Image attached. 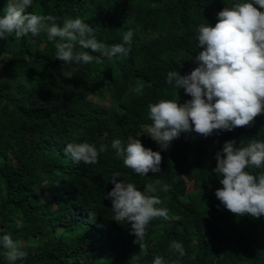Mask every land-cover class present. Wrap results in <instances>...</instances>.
<instances>
[{"label":"trees","instance_id":"trees-1","mask_svg":"<svg viewBox=\"0 0 264 264\" xmlns=\"http://www.w3.org/2000/svg\"><path fill=\"white\" fill-rule=\"evenodd\" d=\"M7 2L0 0V17ZM237 2L244 0H33L27 12L51 15L60 26L81 18L106 48L123 43L129 29L133 38L126 56L111 59L77 43L74 51L100 57L88 65L56 59L55 41L44 31L0 40L6 54L0 61V236L10 233L27 253L15 264H152L156 256L165 264H264V216L228 211L215 196L222 185L212 171L226 141L235 140L234 147L264 142V114L250 127L208 137L181 133L166 151L145 141L163 158L159 173L135 174L111 147L114 139L126 146L138 128L151 125L149 103L175 100L176 91L179 103L191 99L166 83L167 72L185 75L197 67L198 26H214L217 13ZM62 68L73 77L65 78ZM105 92L109 106L101 103ZM84 142L107 146L97 163H73L63 151ZM114 173L117 182L141 191L153 185L162 201L156 207L168 210L169 219L150 222L146 252L134 243L130 223L113 219L107 193ZM173 240L182 243L183 257L169 250ZM4 251L0 264H9Z\"/></svg>","mask_w":264,"mask_h":264},{"label":"clouds","instance_id":"clouds-1","mask_svg":"<svg viewBox=\"0 0 264 264\" xmlns=\"http://www.w3.org/2000/svg\"><path fill=\"white\" fill-rule=\"evenodd\" d=\"M32 2L8 0L4 15L0 17V40L6 34L14 33L19 39L28 34L35 37L44 31L48 41H55L56 59L65 65L101 62L100 57L88 51H74L77 43L83 49L99 52L110 59L117 54L126 56L130 51L131 29L123 34V43L106 48L96 40L93 28L81 18L66 19L60 26L51 15L27 12ZM196 39L198 48L202 49L194 57L198 66L189 74L170 70L166 76L167 84L174 82L176 90L183 89L191 99L179 103L176 91L175 100L161 99L148 105L152 123L147 126V135L165 151L181 133L194 131L208 137L214 131L250 127L255 117L264 114V0H244L224 7L217 13L214 26L207 23L198 26ZM5 57L6 54L0 53V61H5ZM61 72L65 78L73 77L72 72L64 68ZM142 89L143 85H139L135 91L142 94ZM235 144V140L226 141L215 154L216 167L212 171L222 185L215 190V196L232 214L259 219L264 216V142L251 140L245 146L242 140L239 147H234ZM111 147L123 165L135 174L145 176L161 171L160 152L145 148L138 138L129 137L126 146L114 139ZM106 150L104 144L97 149L86 142L68 143L63 149L76 164H95L99 152ZM118 176L119 173H114L110 178L114 187L107 193L112 202L113 219L118 223H130V231L136 237L134 243L139 242L140 250L146 252L143 241L150 222L156 218L169 219L168 210L156 207L162 201L153 194L156 192L153 185L148 184L141 191L131 182H117ZM163 190L167 191L168 186ZM90 220H95V213ZM0 247L5 249L4 257L9 264L27 255L10 233L0 236ZM169 250L181 257L185 255L182 243L176 240L171 242ZM152 264L165 262L156 256Z\"/></svg>","mask_w":264,"mask_h":264},{"label":"rangeland","instance_id":"rangeland-1","mask_svg":"<svg viewBox=\"0 0 264 264\" xmlns=\"http://www.w3.org/2000/svg\"><path fill=\"white\" fill-rule=\"evenodd\" d=\"M92 99L96 100L94 97H92ZM101 103L103 105H105V106H109L110 105L108 93L105 92V94L103 96V101ZM131 137L140 139L141 143L143 144V146L145 148H146L145 141H147V140H153L151 137H149L147 135L146 127H140V128H138V130L135 131V133H133ZM210 155H211V151L208 150L207 154L205 155V160L208 159V157ZM188 186L190 187V183L188 184Z\"/></svg>","mask_w":264,"mask_h":264}]
</instances>
